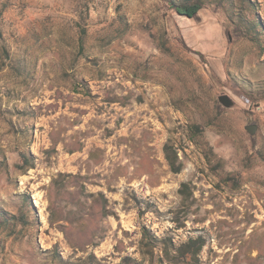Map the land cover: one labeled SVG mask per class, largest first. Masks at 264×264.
I'll use <instances>...</instances> for the list:
<instances>
[{
	"label": "rangeland",
	"instance_id": "374dc122",
	"mask_svg": "<svg viewBox=\"0 0 264 264\" xmlns=\"http://www.w3.org/2000/svg\"><path fill=\"white\" fill-rule=\"evenodd\" d=\"M172 2L0 0V264H264V0Z\"/></svg>",
	"mask_w": 264,
	"mask_h": 264
},
{
	"label": "trees",
	"instance_id": "16d2710c",
	"mask_svg": "<svg viewBox=\"0 0 264 264\" xmlns=\"http://www.w3.org/2000/svg\"><path fill=\"white\" fill-rule=\"evenodd\" d=\"M170 7L180 15L192 17L203 7V3L202 0H185V2L182 3L172 2ZM195 126L199 132L202 131V127L200 125L197 124ZM169 164H171L173 171H178V167H173L174 163L172 161L169 160Z\"/></svg>",
	"mask_w": 264,
	"mask_h": 264
},
{
	"label": "water",
	"instance_id": "95a60500",
	"mask_svg": "<svg viewBox=\"0 0 264 264\" xmlns=\"http://www.w3.org/2000/svg\"><path fill=\"white\" fill-rule=\"evenodd\" d=\"M218 101L219 103H221L223 106L225 107H230L233 105V101L230 99V97L226 94H221L218 96ZM245 129L250 133V134H254L256 129H257V125L256 124H248L245 126Z\"/></svg>",
	"mask_w": 264,
	"mask_h": 264
}]
</instances>
